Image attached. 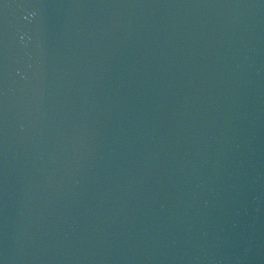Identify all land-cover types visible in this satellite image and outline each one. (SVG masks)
Here are the masks:
<instances>
[{"label": "water", "instance_id": "95a60500", "mask_svg": "<svg viewBox=\"0 0 264 264\" xmlns=\"http://www.w3.org/2000/svg\"><path fill=\"white\" fill-rule=\"evenodd\" d=\"M0 264H264V0H0Z\"/></svg>", "mask_w": 264, "mask_h": 264}]
</instances>
